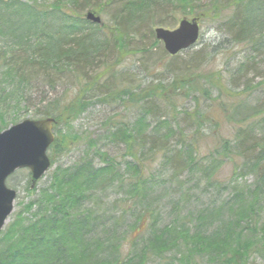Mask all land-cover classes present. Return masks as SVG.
Segmentation results:
<instances>
[{
  "label": "trees",
  "instance_id": "trees-1",
  "mask_svg": "<svg viewBox=\"0 0 264 264\" xmlns=\"http://www.w3.org/2000/svg\"><path fill=\"white\" fill-rule=\"evenodd\" d=\"M97 1L108 3L114 0H0V132L21 121L19 118L8 123L4 114L16 109L13 105L14 98L22 99L20 96H24L30 78L33 79L34 75L50 83L52 79L55 80L56 75L65 76L73 70L75 78L80 77L82 80L83 77L87 79L85 74L90 66L96 67L99 61L107 63V57L105 60L100 58V54L108 50V44H103L98 37L103 28L99 26L100 28L94 29L93 24L81 15L86 8L97 9ZM146 1L130 2L123 10L129 11L135 17V22L138 18L136 13L144 9ZM195 1L179 0L178 5L183 13H188L192 11ZM238 1L243 7H238L226 22L229 32H234L231 38L237 44L264 49V14H258L261 3L258 0ZM232 3L215 0L210 7L216 15L218 9L235 5ZM56 19L61 23L52 35L48 33L47 23ZM5 33L8 40L6 46L3 44L5 37H2ZM113 40V46L122 58L127 42L123 35L114 37ZM154 43L156 46L160 42L155 39ZM176 58L178 57L175 56ZM205 60V52L197 53L190 60L195 66L183 67L184 74L177 70V76L171 83H157L148 87L147 91L143 90L144 93L138 99L141 104L140 115L134 123H127L121 118L108 119L107 134L102 139L104 144L100 147L98 142L95 149L96 143L90 142L89 149L81 160L71 168H60L54 174L50 187L42 191L40 202H34L28 208L39 207L40 211L33 218L34 221L27 222L19 216L14 225L17 233L15 240L1 242L0 264H148L151 259L160 264H199L204 263L206 257L219 264H249L252 257L264 258V236H251L254 241L258 240L257 243H251L252 249L243 240L245 233H255L259 228L264 234V133L258 134L257 129L252 127L256 123L264 125V99L253 107L242 101V104L236 105V97L248 94L247 90L235 97V90H228L221 80L210 81L211 74H192L197 66L205 65ZM110 67L106 65L105 68L107 70ZM195 76L197 78L194 80ZM103 77L105 76L101 72L88 78V82L86 80L80 87L79 94L68 103L49 100L44 107L35 109L34 119L53 118L56 133L62 123L66 124L68 120L75 119L84 112L91 100L97 98L100 102L103 97L108 98L113 93L112 91L102 98L96 95L95 90ZM209 83L219 93L227 96L226 99L217 97L223 107L228 103L230 108H235L233 114L227 116V120L237 126L233 138L217 134L214 156L219 161L225 159L234 162L239 158L242 165L240 168L235 164V171H249L255 179L252 184L235 185L231 188L233 191L224 207L215 206L209 211L187 213L189 217L187 215L182 219L176 214L179 219H174L170 225L160 230L157 226L161 219V211L156 208L159 207L158 202L150 200L151 210L146 207L142 210L139 207L143 203L142 197L137 196L139 185L141 183L145 186L153 178L150 176L144 179V173L149 168L148 172H151V166L159 160L158 156L165 162L164 168L171 173L170 178L176 181L186 175L189 177L201 168L202 161L195 159L201 153L198 139L194 134L187 135V132L192 127L199 128L200 121H214L200 114L198 108V112L193 115L184 107L180 111L178 108L183 105L180 102L186 99L188 91L193 95L200 92L207 98L211 89L205 84ZM246 87L250 89V94L259 88L258 85L249 84ZM122 92L130 93L128 90L113 93L120 102L126 96L121 97ZM166 93L170 102L165 100L167 103L163 108L153 97L163 99L166 98ZM27 101L25 97L24 101L18 100L16 105ZM194 101L199 106L200 99ZM167 107L173 111H164L169 119L160 116ZM149 115L154 116L155 126L148 124ZM150 127L152 131H149ZM162 130L167 131L165 135H162ZM64 138L67 141L61 143L56 136L50 151L63 155L66 152L64 149H69L68 146L73 141L66 136ZM108 145L112 150L115 148L123 151V156L118 158L109 155L106 152ZM52 159L53 164L55 159ZM178 185L181 187L182 183L179 182ZM112 189L128 198L138 197L135 204L128 205L127 201H120L118 205H112L114 210H123L119 216L120 223L115 220L113 226L125 221L127 208L134 209L130 215L135 222L141 223L139 228L131 227L136 236L128 246L130 252L126 257H122L119 250L122 239H116V244L107 243L103 246L100 240L85 239V236L95 233L94 226L97 227L99 223L98 216L92 217L93 211L87 205L89 207L97 193L104 194ZM113 237L114 235L110 236ZM179 243H187L191 247L184 258L178 257L175 252L179 249L176 248Z\"/></svg>",
  "mask_w": 264,
  "mask_h": 264
},
{
  "label": "rangeland",
  "instance_id": "rangeland-1",
  "mask_svg": "<svg viewBox=\"0 0 264 264\" xmlns=\"http://www.w3.org/2000/svg\"><path fill=\"white\" fill-rule=\"evenodd\" d=\"M138 1L143 0H114L108 3L97 1L99 3L96 6V8L98 7L97 9L86 8L82 11L81 15L83 17L86 11L91 9V11L101 17L104 27L99 32V41H103V44L105 42L108 44V50H102L103 52L100 54L101 60H105V57H107L105 60L107 63L103 64V62L99 61L96 67L92 68L90 66L85 77L91 79L92 76L98 73L102 72L104 74V79L95 90L96 95L100 98L109 95L112 91L113 93L114 91L119 93L122 90H128L130 93L122 92L120 96H126L121 102L113 93L108 96L110 99L103 97L100 102V99L97 98L91 100L90 106L84 112H81L77 118L70 119L67 123L64 120L66 124L62 123L58 131L56 130V133L58 132L56 136L61 140V143L67 141L64 136L72 139V145L68 146L70 147L69 149H64L66 152L63 155H58L55 151L49 152V155H52V158L55 159L53 167L39 181L36 187L31 188L29 170L16 172L15 175L9 178L8 187L16 190L18 195L14 213L1 232L0 245L3 243L2 241L8 243L10 240H15L14 236H17V233H15L14 225L17 223L19 216L22 217L21 219L27 220V222L29 220L34 221L33 218L40 211L39 207L32 206L30 209L28 208L32 203L40 202L42 191L50 187L54 180V174L60 168H71L78 163L89 149L90 142L96 143L95 149L98 146V142H100V147L104 144L102 139L107 134L106 122L108 119L114 118L117 120L121 118L127 123H134L140 115L139 106L141 104L138 99L141 97L140 94L144 93L143 90L147 91L148 87L157 83H171L177 76V70L183 73V67L195 66L190 60L197 53H206L205 65L197 66L198 68H195L197 70H193L192 74H211L210 81L221 80L228 90H235V97L243 91H248V94L236 97L238 100L235 102L236 105L246 102L248 106L253 107V105L260 104V101L264 99V49H259V47L253 45L237 44L235 39L231 38L234 32H229L230 29L226 26L227 19L232 17L231 15L234 14L238 7H243L239 5L240 3L238 4V0H227L230 1L231 5L233 4L232 2L235 5L227 7V9H223L224 7L218 9L216 15L214 9L210 7V4L215 0H196L192 6V11L188 13L182 12V8L178 5L179 0H147L144 4V9L136 13V17L139 19L136 18L134 22L133 19L135 17H132L129 11H124L123 7L125 5L129 6L130 2ZM258 1L261 3L259 5L261 9L258 14H264V0ZM227 3L225 2V4ZM147 15L150 17L147 18ZM184 17L189 19L199 18L201 28L200 41L195 48L181 53L175 59L165 52L164 45L161 43L155 46V29L164 27L173 30ZM141 20L146 21L141 22ZM60 23V20L57 19L48 22V33L53 35ZM92 27L94 29L100 28L99 25H93ZM6 34H3L2 37L7 36ZM122 35L124 41L127 42V46H125L126 52L122 54L121 58L113 46V39ZM0 43L2 44L1 37ZM7 43L8 40L5 37V40H3L4 46ZM1 44L0 46H2ZM106 65L112 66L106 70ZM112 72H115L114 75L110 74ZM35 76L33 79L30 78L28 89L25 90L24 96H20L22 99L14 98L15 103L13 105L16 109L13 108L12 113L4 114L8 123H11L14 119L19 120V118H21V121L25 120V118L34 119L35 109L44 107L49 100H59L62 104L68 103V101H71L72 98L79 94L80 87L87 80L83 79L84 77L82 80L80 77L75 78L76 75L73 70L66 73L65 76L56 75L55 80L52 79L50 83H46V79L40 77L39 80ZM193 78L195 80L197 76ZM247 84L251 86L258 85L259 88L250 94V89L246 87ZM51 85L53 88H51ZM205 86L211 89V92L207 94V98H204L200 92L193 95L188 91L189 95L187 94L186 99H182L180 104L183 105L178 108V111H180L181 107H184L186 111L192 112L191 115L196 111L198 112V108L200 114L208 116L214 121H200L199 128L192 127L187 132V135L194 134L198 139L201 153L195 159L202 161L201 168L189 177L186 175L176 181L170 178L171 173L164 168L165 162L161 161V156H158L157 159L159 160L151 166V172H148L149 168L144 173V179L150 176H153L154 179L151 178L145 186L141 183L139 185V194L137 196L142 197L143 203L139 206L142 210L145 207L151 210L150 200L158 202L159 207L156 208L161 211V219L157 226L160 230L170 225L174 219L185 218L188 215L187 213L209 211L214 209L215 206L224 207L233 191L231 188L235 185L252 184L255 179L249 174V171L244 172L243 169L242 171L240 169L235 171V164L238 167L240 166V168L242 165L239 158L234 162L225 159L219 161L215 158L217 134L226 138H233L234 133L237 131V126L227 120V116L229 114L232 115L235 108H230L227 102L226 107H223L217 97L226 99L227 96L219 93L210 83L205 84ZM168 93H166V98L163 97L162 99V97L155 96L153 99L156 100L159 106L164 108L166 103L170 102V98L167 97ZM169 94L174 95L175 93ZM25 97L28 99L27 103L24 102L17 106V101H24ZM198 98L200 99L199 106L194 101L198 100ZM164 111H173L167 107L166 110L161 112L160 116L169 119V115ZM148 118H150L148 124L155 126L154 116L149 115ZM258 124L256 123L252 127L257 129L258 134L264 133V125ZM152 130V127H150L149 131ZM162 131V135L167 132L166 130ZM108 147L106 152L112 157L121 158L123 156V151H117L115 148L112 150L110 145ZM179 182L182 183L181 187L178 185ZM137 196L136 198H128L127 195L118 194L116 189L108 190L104 194L97 193L94 196V201L89 203L87 208L93 211L91 212L92 217L98 216L99 223L97 227L94 226L95 233L85 236V239L100 240L102 246L107 243L116 244V239H122L119 250L122 257H126L130 252L128 246L133 237L136 236L135 231L131 227L139 228L141 223L135 222V219L131 217L130 212L134 209L127 208L128 213L125 216V221L122 224L113 226L115 220L120 223L119 216H121L123 210H114L112 205H118L120 201H127L128 205L135 204ZM123 203L121 202V204ZM176 214L180 215L179 218H176ZM144 226L143 224L142 227ZM252 234L245 233L243 235V240L250 244V249L253 248L252 244L258 242V240L254 241L251 236H256L255 238L264 236L261 228ZM113 235L114 237L110 238ZM176 248H179L178 251H175L178 257L184 258L189 254L191 247L187 243H179ZM203 262L199 264H219L218 262L209 261L207 257ZM148 264H160V262L151 259ZM249 264H264V258L252 257Z\"/></svg>",
  "mask_w": 264,
  "mask_h": 264
},
{
  "label": "water",
  "instance_id": "water-1",
  "mask_svg": "<svg viewBox=\"0 0 264 264\" xmlns=\"http://www.w3.org/2000/svg\"><path fill=\"white\" fill-rule=\"evenodd\" d=\"M87 18L94 23H101L99 16L90 12ZM200 34L198 19H184L173 31L156 29V38L164 42L165 50L175 56L185 49L196 45ZM54 119H25L0 133V233L14 212L17 197L15 190L7 187V180L18 170L31 171L32 188L51 168L47 155L55 140ZM1 235V234H0Z\"/></svg>",
  "mask_w": 264,
  "mask_h": 264
}]
</instances>
